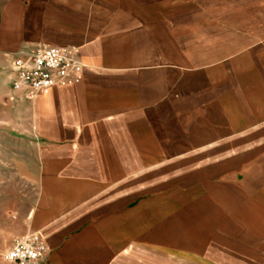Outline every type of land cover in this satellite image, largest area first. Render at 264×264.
Segmentation results:
<instances>
[{"label":"crops","instance_id":"crops-1","mask_svg":"<svg viewBox=\"0 0 264 264\" xmlns=\"http://www.w3.org/2000/svg\"><path fill=\"white\" fill-rule=\"evenodd\" d=\"M261 3L0 0V135L30 148L29 160L15 154V161L32 183L31 229L34 180L44 183L46 198L73 200L44 204L42 213L61 216L37 231L47 251L36 264L133 263L136 222L148 212L142 200L166 188L168 151L188 148L182 118L192 106L183 105L178 83L209 81L228 53L224 38L264 37ZM35 43L76 47L85 64L80 83L31 100L13 90L10 56ZM194 133L192 148L218 137ZM16 192L1 194L3 205ZM26 231L10 232L5 248Z\"/></svg>","mask_w":264,"mask_h":264},{"label":"rangeland","instance_id":"rangeland-1","mask_svg":"<svg viewBox=\"0 0 264 264\" xmlns=\"http://www.w3.org/2000/svg\"><path fill=\"white\" fill-rule=\"evenodd\" d=\"M221 44L228 53L216 61L209 81L178 83L183 105L192 106L182 118L188 148L178 156L168 151L166 188L142 200L148 212L136 222L131 264H264V37L235 33ZM196 130L218 137L206 148H192ZM15 154L29 160L30 148L0 135V195L17 189L6 205L0 197V259L11 245L5 248L10 232H37L61 216L42 213L46 202L73 201L46 198L44 183L34 180L31 229L32 183Z\"/></svg>","mask_w":264,"mask_h":264},{"label":"built area","instance_id":"built-area-1","mask_svg":"<svg viewBox=\"0 0 264 264\" xmlns=\"http://www.w3.org/2000/svg\"><path fill=\"white\" fill-rule=\"evenodd\" d=\"M15 91H24L28 100L45 89L76 85L83 78L85 64L76 47L47 43L26 45L10 56ZM47 247L37 232L16 238L4 254L7 264H36L44 260Z\"/></svg>","mask_w":264,"mask_h":264},{"label":"bare ground","instance_id":"bare-ground-1","mask_svg":"<svg viewBox=\"0 0 264 264\" xmlns=\"http://www.w3.org/2000/svg\"><path fill=\"white\" fill-rule=\"evenodd\" d=\"M258 3H260V2H258ZM258 3H257V4H258ZM261 4H264V3H261ZM253 5L255 6V4H253ZM253 5H252V6H253ZM258 5H259V4H258ZM258 5H256V6H258ZM262 6H263V5H262ZM245 7H247V6H245ZM249 7H250V6H249ZM249 7H248V8H249ZM260 7H261V6H259V8H260ZM263 7H264V6H263ZM263 7H262V8H263ZM254 10H255V8H254ZM249 11L251 12V10H249ZM258 21H259V20H258ZM261 21H262V20H261ZM239 23H240V22H239ZM234 25H235V24H234ZM254 25H255V24H254ZM257 25H258V24H257ZM257 25H256V26H257ZM250 26H251V25H250ZM247 27H248V26H247ZM254 27H255V26H254ZM258 28H259V27H258ZM258 28H257V29H258ZM244 29H245V27H244ZM250 29H251V28H250ZM257 29H256V30H257ZM259 29L261 30V27H260ZM253 30H254V29H253ZM260 30H259V31H260ZM263 30H264V28H263ZM250 31H251V30H250ZM256 32H257V31H256ZM260 32H261V31H260ZM262 32H264V31H262Z\"/></svg>","mask_w":264,"mask_h":264}]
</instances>
